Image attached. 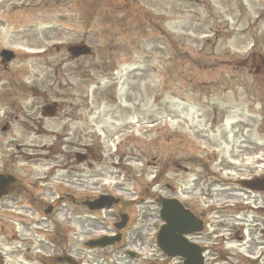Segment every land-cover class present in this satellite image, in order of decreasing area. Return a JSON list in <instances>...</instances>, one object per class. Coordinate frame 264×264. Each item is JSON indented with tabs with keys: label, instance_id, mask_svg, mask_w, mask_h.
<instances>
[{
	"label": "rangeland",
	"instance_id": "374dc122",
	"mask_svg": "<svg viewBox=\"0 0 264 264\" xmlns=\"http://www.w3.org/2000/svg\"><path fill=\"white\" fill-rule=\"evenodd\" d=\"M79 42L94 54L71 60L66 46ZM4 48L16 59L0 72V163L34 182L52 173L43 204L25 194L0 201V264L38 259L37 250L26 261L19 254L12 227L20 239L45 236L19 217L51 203L58 219L90 216L68 201L83 192L127 200L147 194L145 204L138 201L144 218L132 240L136 248L140 237L151 243L159 223L155 195L177 191L188 204L199 200L192 204L199 213L211 210L210 232L199 238L211 239L203 242L211 261L226 249L264 264V191L239 183L264 167V0H0ZM248 57L261 63L244 67ZM11 85L18 91L10 100ZM47 102L61 107L56 118L43 116ZM61 142L69 154L85 153L82 143L90 147L91 160L57 161L61 156L41 150ZM18 146L25 154L16 155ZM118 208L96 212L84 233L111 230ZM221 235L231 241L225 247Z\"/></svg>",
	"mask_w": 264,
	"mask_h": 264
},
{
	"label": "flooded vegetation",
	"instance_id": "af4514ba",
	"mask_svg": "<svg viewBox=\"0 0 264 264\" xmlns=\"http://www.w3.org/2000/svg\"><path fill=\"white\" fill-rule=\"evenodd\" d=\"M3 61H1L2 66ZM1 70V68H0ZM12 87V86H11ZM14 88V86H13ZM15 91V89H14ZM13 93V91L11 92ZM11 93H8L5 97L9 98L11 100ZM4 97V96H3ZM8 99V100H9ZM31 115V119H36V114L34 111L29 113ZM16 119L19 118L17 115L15 117ZM6 128L4 129V126L2 127L4 133H7L11 130V126L9 124L5 125ZM45 131V130H43ZM46 132V131H45ZM41 133V132H40ZM65 135L64 134H57L58 138L63 139ZM81 147L84 149L85 145L82 143L80 144ZM66 143L61 142V145L59 148L53 149L52 147H45L41 150L49 151V155L47 154L48 158L53 157H59L57 161H59L61 158L64 162H68L69 160H73V157L76 156L74 153L69 154L68 149L65 147ZM16 148H21L20 146ZM40 150V149H39ZM88 150V149H87ZM24 152H21V149L16 153V155H23ZM74 154V155H73ZM27 155H29L27 153ZM31 155V154H30ZM70 158H64L62 156H68ZM87 155V154H86ZM86 159H90L89 155L86 156ZM10 164L6 163H0V172L7 175L12 176L14 181L12 182L11 189L2 196L1 200L11 198L12 195H19V194H25L26 199H28L31 202H44L41 198V195L45 192L43 191V186L49 183V179L52 172L46 173L45 176L38 181L34 182L32 180H28L26 177H20L12 174ZM65 167V166H64ZM62 167V169L64 168ZM188 171L187 167L182 168L180 164L177 165V169ZM255 176L254 174H252ZM254 179H260L259 177H255ZM258 186V185H257ZM40 192V193H39ZM25 198V197H24ZM86 196H78L76 199L78 200L79 207H85L86 206ZM161 199L164 198L163 194L160 197ZM176 201H178L182 207V209L194 214L195 217H197L202 224L206 225V213H199L198 210L193 209L192 204H188L187 202L182 200V197L180 196L179 192H176V195L173 197ZM158 206L159 203L157 202ZM43 216L40 218L35 217L33 220V225H36L37 229H30V226L26 227L27 229L33 230L36 236L44 235L45 238H42V240L34 242L32 239L29 238V240H19L22 243V248H20L19 254L22 253V251L25 253V258L28 259V251L30 253V256H32L33 251L35 254V250L38 251V259H35L33 261H30V264H73L72 262H76L77 264H180L175 263L177 260L181 261L182 264H184V261L180 257L176 258H170L168 257L163 249H161L156 244V235L154 232V239H152L151 243L145 242V236L144 238L140 237L138 242V248H136V241H133L132 234L129 235V244L123 249L120 250H114V245L107 246V247H100V246H94L87 244V240L95 238H88L85 239V236L88 234H85L86 230V220L96 219L94 217H89L86 219L85 215L83 213H80L79 211L75 212L74 215H71L69 219L64 218L62 221H52L46 214H42ZM144 218V217H143ZM66 219V220H65ZM159 223L154 228L155 230H158L162 224L164 223L162 219H159ZM87 221V222H88ZM203 226V225H202ZM204 227V226H203ZM205 233L206 229L204 228ZM203 230V231H204ZM118 233V229H116L115 224L113 223V232ZM203 231L196 232L190 235L189 237L191 239L199 240V238L203 237L204 234ZM112 233V232H109ZM197 237V238H194ZM144 239V240H143ZM143 240V241H142ZM211 240L209 236L206 237V239L203 238V242ZM50 245V246H49ZM205 247V246H203ZM49 248V251L47 249ZM45 249V250H44ZM130 249H133L134 252ZM210 250V248H204V253L206 254L205 257V264H220L225 263L229 264L231 259L237 257L240 258L241 256L239 254L229 253L225 251L216 252L219 253L216 255V261H211V254L207 255V252ZM40 252V253H39ZM40 254V255H39ZM42 254V255H41ZM69 255L70 258H60L62 255ZM204 254V255H205ZM74 260V261H73Z\"/></svg>",
	"mask_w": 264,
	"mask_h": 264
},
{
	"label": "water",
	"instance_id": "95a60500",
	"mask_svg": "<svg viewBox=\"0 0 264 264\" xmlns=\"http://www.w3.org/2000/svg\"><path fill=\"white\" fill-rule=\"evenodd\" d=\"M68 51L73 57L90 54L92 49L86 44H72L68 47ZM1 55L5 60L10 61L14 58L12 51L3 50ZM47 114H54V107L48 105ZM12 178L0 174V197L7 193ZM110 201L104 200L102 204L93 205L102 207ZM162 216L166 220L159 235V244L166 253L173 256H182L186 259L185 264H202V257L200 248L190 243L184 236L192 231L200 229L201 226L197 219L190 213L184 211L176 202L165 201L162 210Z\"/></svg>",
	"mask_w": 264,
	"mask_h": 264
},
{
	"label": "trees",
	"instance_id": "16d2710c",
	"mask_svg": "<svg viewBox=\"0 0 264 264\" xmlns=\"http://www.w3.org/2000/svg\"><path fill=\"white\" fill-rule=\"evenodd\" d=\"M248 60V59H247ZM246 59L245 60H243V63L245 62V61H247ZM251 62V61H250ZM256 61H254V59H253V61H252V65L255 63Z\"/></svg>",
	"mask_w": 264,
	"mask_h": 264
}]
</instances>
